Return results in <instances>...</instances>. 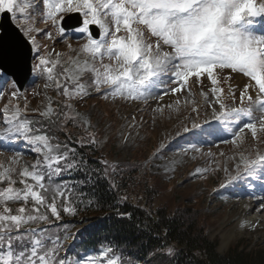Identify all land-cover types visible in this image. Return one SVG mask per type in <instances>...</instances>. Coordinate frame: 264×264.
Segmentation results:
<instances>
[{
	"label": "snow or ice",
	"instance_id": "6c2138e0",
	"mask_svg": "<svg viewBox=\"0 0 264 264\" xmlns=\"http://www.w3.org/2000/svg\"><path fill=\"white\" fill-rule=\"evenodd\" d=\"M40 3L44 9L41 18L47 26L33 29L22 23L18 25L20 31L35 44L33 31L46 33L48 39H52L49 29L53 27L63 34L58 25L62 14L82 13L84 27L80 31L88 33V42L82 49L91 53L93 61L98 58L100 64V68L94 63L90 69L95 73L94 84L91 85L95 91L147 100L152 95V85L164 93H180L188 89L191 77H196L194 83L199 87L202 83L200 77L206 74L213 85L211 93L215 99L212 103L220 108L219 112L213 108L212 119L240 120L247 117L249 122L234 132V136H239L246 128L255 137L257 121L264 129V99L256 105L252 95L248 94L251 87L258 98L264 97V34L256 31L259 25L264 33V0H40ZM17 8L20 14L25 13V7H18L17 0H0V13H10L13 20L18 19ZM28 18L32 19V16ZM90 25H97L100 34L94 37L89 30ZM122 30L124 34L118 35ZM40 52L41 49L37 48L38 66L52 79V68L48 65L53 62L41 56ZM105 56L109 63H104ZM217 69L228 71L229 75L243 74L250 78L239 97L242 105L247 98L248 105L226 110L219 95L223 90L216 87L218 81L214 71ZM56 87L59 90L61 85L57 83ZM78 87L83 91L82 86ZM62 94L71 97L66 86ZM11 95L16 97L17 93L13 91ZM257 110L260 113L258 118L254 115ZM4 111L6 113L7 108ZM51 114L50 108L41 113L43 117ZM56 120H59V115ZM3 122L7 127L0 131V140L11 144L22 139L33 145L38 154L42 149L46 151L42 161L37 160L31 165V171L29 167L22 170L9 167L0 171V183L7 185L0 187V244L6 246V249H0V264H72L71 260L58 256V248L42 242L37 237L38 228L32 225L48 223L50 216L59 220L62 212L75 214L76 208L72 205L74 186L56 183L53 177L73 169L79 170L81 162L75 159L71 149L62 144L55 145L54 156V147L50 143L52 138L48 134H38L43 129H36L34 124L30 126L27 118H21L19 107L11 119L4 115ZM193 127L199 125L193 124ZM184 131L188 129L184 128ZM95 142L89 138L90 144ZM17 159L18 154L13 163ZM104 163L107 164L106 161ZM241 163L243 167L237 165V174L231 177L232 182L239 180L241 175L264 179V154L257 152L255 158L241 156ZM104 172L107 175V167ZM13 174L19 177L22 187H13L17 183ZM45 177L47 184L43 182ZM17 202L20 207L13 209L8 206ZM260 210L264 211V197L261 198ZM57 243H60L59 238ZM108 251L111 249H102L100 255H106ZM168 251L171 253L172 249ZM76 264H100V261L92 256L87 260L78 257ZM107 264H118V261L108 260Z\"/></svg>",
	"mask_w": 264,
	"mask_h": 264
},
{
	"label": "rangeland",
	"instance_id": "374dc122",
	"mask_svg": "<svg viewBox=\"0 0 264 264\" xmlns=\"http://www.w3.org/2000/svg\"><path fill=\"white\" fill-rule=\"evenodd\" d=\"M30 1L34 7L28 6L26 10L36 14L37 9L42 14L44 9L40 0ZM19 14L17 9L18 19L15 22L27 24L25 21L21 22L24 16ZM40 18L41 15L28 26L33 29L45 28L46 21ZM83 27L82 24L74 29H63V34L53 27L49 29L53 34L52 39H48L46 33L33 31L32 34L36 36L35 44L32 43L35 54L33 74L25 88L19 91L5 75L0 76V90L2 88L6 91L0 97V131L7 127L3 122L4 115L11 119L17 107L21 110V118H25L28 114L42 116L41 113L49 108L53 114L54 101L67 103L70 115L80 121L84 130L97 133L95 144L107 158L109 176L117 174L120 167L126 169L134 168L131 165L133 163L136 165V178L133 184L127 186L129 200L148 209L158 207L174 212L189 208L195 211L199 222H204V233L216 241V249L220 253H224L230 245L238 241H242L243 246L248 249L264 251V211L260 210L261 198L264 197V179L241 175L239 180L231 181V177L237 174V165L243 167L241 156L255 158L257 152L264 154V129L259 126L258 121L255 137L252 136L251 130L246 128L239 136L233 135L249 122L247 117L240 120H219L216 125L217 120L212 119V112L213 108L216 112H219L220 108L218 104L212 103L215 99L211 93L213 85L206 74L200 77L202 83L199 87L194 83L196 77H191L188 89L180 93H164L152 85V95L147 100H134L126 95L112 96L105 94L103 90L95 91L91 87L95 73L90 69L94 63L97 68H100V64L98 58L93 61L91 53L82 49L88 42V34L80 31ZM257 33L263 34L260 30ZM37 48L41 49V56L53 62L48 65L52 68V79L38 66ZM104 63H109L106 56ZM214 75L218 81L216 87L223 90L219 95L226 105V110L249 104L245 98L242 105L239 97L250 78L244 77L243 74L229 75L228 71L221 72L219 69L214 71ZM57 83L61 85L59 90ZM73 83L91 88L86 95L81 90H71L70 84ZM65 86L69 89L71 97L62 94ZM13 91L17 93L16 97L11 95ZM248 94L252 95L256 105L260 99H264L258 98L255 89L251 87ZM254 115L258 118L259 111H255ZM193 124L199 127L194 128ZM184 128L188 131H184ZM216 129L221 130L215 132ZM69 130V133L76 131ZM209 132L213 134L208 135ZM231 137H234V141H229ZM78 139L83 142L81 136H78ZM3 142L4 140H0V145L5 144ZM50 143L53 144L55 156L56 143L51 140ZM26 146L28 150L31 149L28 151L30 155L25 152V158L31 165L37 160H43L46 150L42 149L38 154L29 142ZM14 157L12 154L0 152V171L9 167H22L23 164H20L19 160L21 158L13 163ZM17 162L20 163L16 164ZM125 164L129 165L123 166ZM31 165L27 161V165L23 167H29L31 171ZM141 188L148 190V198L143 195ZM63 214L74 217L72 223H67L73 225L69 231L72 235L66 240L71 243L77 238L78 230L90 223H81L84 215L78 211L75 214ZM252 215L260 217H257L253 225L248 223L242 227L241 223ZM230 231L234 233L227 241L226 235ZM166 252L169 253L168 249ZM114 259L115 257H112L111 260Z\"/></svg>",
	"mask_w": 264,
	"mask_h": 264
},
{
	"label": "trees",
	"instance_id": "16d2710c",
	"mask_svg": "<svg viewBox=\"0 0 264 264\" xmlns=\"http://www.w3.org/2000/svg\"><path fill=\"white\" fill-rule=\"evenodd\" d=\"M57 115L59 120H56ZM29 120L36 129H43L40 134H48L52 142L71 149L75 159L81 162L79 170L73 169L53 177L56 183L74 186L72 205L78 213L84 215L82 221L96 220L92 226L83 230L80 241L75 242L71 250H67L70 256L97 248L99 251L111 249L119 252L133 264H264V251L248 249L243 246L242 241L230 245L224 253L218 252L216 241L204 233V222H199L195 211L189 208L174 212L158 207L148 209L129 200L127 186L133 184L136 178V165L133 163L131 165L134 168L126 169L120 167L112 177L108 173L106 175L104 169L108 164L105 165L104 162H107V158L101 154L96 144L89 143V138L94 139L97 133L84 130L80 121L70 116L68 106L55 101L54 112L50 117L31 115ZM69 129L76 131L69 133ZM78 136L82 137L83 142H79L81 139ZM7 152L2 153H12L15 157L18 154L21 163L16 164L24 166L28 161L31 165L22 152ZM126 165L129 164L123 166ZM23 166L15 168L22 170ZM13 179L17 180L13 187H22L16 174H13ZM28 182L32 183L30 178ZM43 182L47 184V177ZM6 186L0 183V187ZM141 192L149 197L145 188H141ZM17 205L21 204L9 203L8 206L15 209ZM72 221L73 216H64L62 213L59 220L50 216V222L33 224L32 227H37L38 231L41 226L50 228L48 232L52 236V242L41 234H37V237L49 247L61 249L63 241L67 239L66 229L71 227L67 223ZM57 238L60 243H57ZM169 248L172 249L171 254L166 252ZM0 249H6V246L0 244Z\"/></svg>",
	"mask_w": 264,
	"mask_h": 264
},
{
	"label": "water",
	"instance_id": "95a60500",
	"mask_svg": "<svg viewBox=\"0 0 264 264\" xmlns=\"http://www.w3.org/2000/svg\"><path fill=\"white\" fill-rule=\"evenodd\" d=\"M0 67L12 75L19 86L31 73V47L7 12H2L0 18Z\"/></svg>",
	"mask_w": 264,
	"mask_h": 264
},
{
	"label": "bare ground",
	"instance_id": "6f19581e",
	"mask_svg": "<svg viewBox=\"0 0 264 264\" xmlns=\"http://www.w3.org/2000/svg\"><path fill=\"white\" fill-rule=\"evenodd\" d=\"M257 217H260L259 215H252L250 218H248L247 220H244L242 223H241V226L244 227V226H247L248 223H251L252 225L255 223V221H257ZM233 231H230L228 232V235H226V239L227 241H229L233 235Z\"/></svg>",
	"mask_w": 264,
	"mask_h": 264
}]
</instances>
